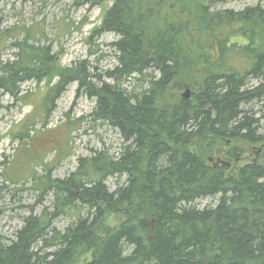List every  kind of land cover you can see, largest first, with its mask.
Wrapping results in <instances>:
<instances>
[{
	"label": "trees",
	"instance_id": "trees-1",
	"mask_svg": "<svg viewBox=\"0 0 264 264\" xmlns=\"http://www.w3.org/2000/svg\"><path fill=\"white\" fill-rule=\"evenodd\" d=\"M230 1L112 0L93 33L117 36L116 64L95 82L60 68L49 45H29L28 30L11 44L12 60L0 61L3 93L17 97L23 83L57 76L40 103L43 120L76 82L95 99L89 116L117 130L122 147L79 157L62 179L45 165L40 185L51 206L24 217L12 239L0 235V264H264V161L236 164L237 146L226 151L230 165L204 157L226 140L264 151L249 107L264 101V5L218 7ZM135 77L140 89L128 90ZM28 121L22 134L31 139ZM204 199L216 203L197 208ZM80 209L63 231L53 226ZM110 214L118 220L107 226Z\"/></svg>",
	"mask_w": 264,
	"mask_h": 264
},
{
	"label": "rangeland",
	"instance_id": "rangeland-1",
	"mask_svg": "<svg viewBox=\"0 0 264 264\" xmlns=\"http://www.w3.org/2000/svg\"><path fill=\"white\" fill-rule=\"evenodd\" d=\"M111 1L90 6L85 0H0V61L12 60L17 50L11 44L21 41L26 34L24 31L28 30L29 45H49L51 53L57 56L60 68L82 69L90 75L88 79L95 82L98 76L102 77L116 64L111 43L117 36L93 33ZM256 4L264 5V0H234L218 7L240 10ZM57 81V76H48L38 84L25 82L20 86L17 97L0 90V235L6 240L13 238L24 217L39 215L43 207L51 206V193L42 191L40 185L45 165L50 167L49 177L52 180L62 179L75 170L79 157L91 156L95 151L104 149L117 155L122 147L117 130L106 123L93 121L89 116L95 99L83 90L77 92L76 82L67 85L54 102L53 110L44 112L41 120L38 116L39 109H42L40 103L48 88ZM140 83L137 77L132 78L127 89L137 91ZM255 83L252 81V84ZM187 92L191 96V91L185 88L178 93L183 95ZM249 107L259 117L258 133L264 136V101ZM29 118L34 120V125L28 130L30 140L22 134ZM68 122L73 124L68 125ZM235 146L243 151L242 159L236 164L254 159L264 161V151L257 156L255 154L254 148L260 145L253 148L236 140L220 141L215 148L216 153H205L204 157L209 163H215L217 159L230 160L226 151L228 147ZM25 148L40 154L42 163L34 164L39 159L37 156L29 160ZM29 170L32 174L28 173ZM105 185L112 190L116 186L115 178H108ZM215 203L214 199H204L198 201L196 207L214 206ZM77 213L83 215L85 211L70 210L57 217L53 226L63 231ZM117 220L115 215L110 214L104 218V224L112 226Z\"/></svg>",
	"mask_w": 264,
	"mask_h": 264
},
{
	"label": "flooded vegetation",
	"instance_id": "flooded-vegetation-1",
	"mask_svg": "<svg viewBox=\"0 0 264 264\" xmlns=\"http://www.w3.org/2000/svg\"><path fill=\"white\" fill-rule=\"evenodd\" d=\"M259 145V144H258ZM253 148H254V146L255 145H251ZM255 149V154H256V156L258 155V154H260V152L263 150L262 148H261V145H260V147L259 148H254ZM227 153H228V155L230 154L229 153V150L227 151ZM242 159V157H239V158H237L236 160H235V162H238L239 160H241ZM221 161H224V160H221ZM252 161H256V159H254V160H252ZM227 162H229L230 164H232L231 163V161H227Z\"/></svg>",
	"mask_w": 264,
	"mask_h": 264
},
{
	"label": "water",
	"instance_id": "water-1",
	"mask_svg": "<svg viewBox=\"0 0 264 264\" xmlns=\"http://www.w3.org/2000/svg\"><path fill=\"white\" fill-rule=\"evenodd\" d=\"M184 98H186V99H188L189 97H190V92H187V93H185V94H183L182 95ZM219 163H221V164H227V165H229V163H225V162H223V161H220L219 159L217 160Z\"/></svg>",
	"mask_w": 264,
	"mask_h": 264
}]
</instances>
